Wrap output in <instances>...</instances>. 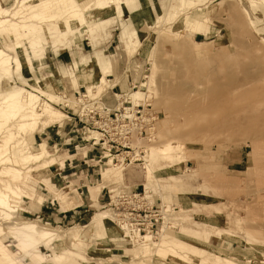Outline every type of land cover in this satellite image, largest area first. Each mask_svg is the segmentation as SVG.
I'll use <instances>...</instances> for the list:
<instances>
[{
    "label": "rangeland",
    "instance_id": "374dc122",
    "mask_svg": "<svg viewBox=\"0 0 264 264\" xmlns=\"http://www.w3.org/2000/svg\"><path fill=\"white\" fill-rule=\"evenodd\" d=\"M121 2L98 14L88 32L80 26L69 33L83 48L82 58L76 46L70 51L50 41L42 62L25 72L13 68L11 79L0 80L3 96L32 90L31 80L54 79L59 96L50 103L63 115L42 125L35 140L47 142L45 160L52 153L63 158L54 163L62 169L55 188L74 189L68 190L71 205L55 200L46 183L29 176L36 161L17 166L22 178L0 173L23 188L12 199L17 210L35 187L45 195L35 208L42 206V215L21 219L15 211L13 220L57 230L72 249L73 259L67 256L63 264H180L171 252H158L164 241L184 243L180 254L190 257L188 264H264V0ZM184 14L206 15L207 32L181 23ZM97 56L98 67L102 59L107 67L100 87L85 77ZM137 90L142 94L134 101ZM25 139L30 151L40 150L30 137L16 141ZM170 141L176 146L165 159L161 147ZM5 165L0 162V169ZM121 191L131 195L121 210L159 214L157 232L136 237L121 226ZM26 200L31 206L35 201ZM47 213L63 221L46 219ZM0 222L9 229L10 223ZM46 244L39 251L49 258L53 248ZM22 257L28 260L29 252Z\"/></svg>",
    "mask_w": 264,
    "mask_h": 264
},
{
    "label": "bare ground",
    "instance_id": "6f19581e",
    "mask_svg": "<svg viewBox=\"0 0 264 264\" xmlns=\"http://www.w3.org/2000/svg\"><path fill=\"white\" fill-rule=\"evenodd\" d=\"M121 1L127 0H0V80L5 82L11 79L13 68L16 71L25 72V68L42 62L43 57L41 55L49 48L50 41L53 45L62 44L66 48H71L72 39L68 37L70 32H74L80 26H84L88 32L89 26L98 21V14L109 11L111 8H119ZM193 16L192 14L182 15L181 23L189 24L192 31L207 32L209 27L206 22V15L204 18ZM122 36L127 41L124 29ZM5 47L15 51V55H11ZM93 62L94 69L86 72V82L88 84L96 83L100 87L105 80L104 73L106 71L99 69L96 59ZM31 81L32 84L29 85L32 90L20 88L0 96V132L2 131L0 162L6 164L0 169V173L12 177L13 180L19 179L22 175L18 165L36 161L35 165L39 166L41 162L50 161L45 160L48 151L44 144H39V151L32 152L26 142L27 139L16 141L17 137L27 136L32 141L35 133L42 125L53 122L63 115L50 103L59 96V88L54 83V79L40 77L39 81ZM141 94L142 92L137 90L133 91L131 96L135 101L139 100ZM42 95L48 96L47 101L43 104L39 102ZM175 146L174 142L170 141L161 147V153L165 155V159L171 157ZM22 192L23 188L20 185L0 179V219L10 223L8 230L0 226V264H15L17 262L48 264L50 261L63 264L67 259H73L68 254L72 249L66 246L65 238L59 235L57 230L47 226H39L37 221L23 220L17 222L13 220V213L17 209L13 205L12 199L19 198ZM97 219L100 220V218ZM165 229L166 226H163L161 234L165 233ZM11 242L16 245L18 250L10 247L9 243ZM42 242L51 244L53 248V254L49 258V255L39 251V244ZM61 246L63 247L62 251H58L57 248ZM183 246L184 243L182 242L169 244L164 241L157 245V249L158 252L162 253L164 251L171 252L169 256L180 264H188L186 256H189L185 253L180 254L182 253L180 249ZM25 252H29V259L24 261L22 255ZM144 252L149 253L151 250L148 249ZM148 260L150 263L152 262L151 258Z\"/></svg>",
    "mask_w": 264,
    "mask_h": 264
},
{
    "label": "crops",
    "instance_id": "0c3cea01",
    "mask_svg": "<svg viewBox=\"0 0 264 264\" xmlns=\"http://www.w3.org/2000/svg\"><path fill=\"white\" fill-rule=\"evenodd\" d=\"M122 35H123V32H122ZM122 38H123V36H122ZM123 41H124V39H123ZM124 43H125V41H124ZM76 46V47H75ZM126 46V45H125ZM75 47V49L77 48L78 49V56H81V58H82V55H83V48L81 47V45L79 44V45H76L75 44V42H73L72 41V46H71V48H67L68 50H70V51H72L73 50V48ZM66 48V47H65ZM76 52V51H75ZM82 52V53H81ZM102 55H103V53H101ZM60 58H63V56L61 55V53H60ZM84 58V57H83ZM96 61H97V64L99 65V63L98 62H100V60H99V56H97L96 58ZM99 60V61H98ZM102 68H99L100 70H106V59H102ZM105 67V68H104ZM47 128V127H46ZM46 128H44V129H46ZM43 129V130H44ZM42 130V131H43ZM49 131V130H48ZM48 131H47V134H46V136H47V138L49 137V138H51L50 137V133H48ZM37 134V133H36ZM36 134L34 135V141L37 143V141L35 140V138H36ZM39 144H43V143H45V144H47V142L46 141H41V142H38ZM37 143V144H38ZM47 146H48V144H47ZM65 154H67V153H65ZM55 158H54V157ZM66 157V156H65ZM53 158V160H51ZM48 160H50L49 162H47L46 161V164H42V163H44V162H41V164L38 166V168L36 169L35 168V170H32V172H31V179H33V178H35V180L36 181H38V179H39V181L42 183H46L47 184V186L49 187V189L51 190V191H53L54 192V194H55V197H54V199L55 200H66V203H67V206L68 205H71L72 203H74V200H73V198H68V195L70 194V192L69 191H71V190H74L73 189V187H71V186H69L68 187V190L67 191H65V192H61V191H59V190H57L56 188H55V185L53 184V179L55 178V179H58V181L60 180L59 179V177L61 176V166L60 165H55L54 163L56 162V161H58V160H61V159H63L62 158V156L61 155H59V156H57L56 154H54V153H52V154H50V157H48L47 158ZM59 164H61V163H59ZM45 165V166H44ZM40 167V168H39ZM60 174V175H59ZM34 180V181H35ZM36 184H37V182H36ZM71 187V188H70ZM31 194V196H24L22 199H21V201H23L24 202V206H22L21 208H19L18 210H17V215L21 218V219H24L23 217H28L29 216V214H34L35 212H39L41 215H42V212H43V207L42 206H37V209H35L36 208V204L37 203H43V201L45 200V195H42V194H38L37 192H36V187L32 190V192L30 193ZM26 199H29V200H35L34 202H31L32 203V206H31V204L30 205H28V200H26ZM20 201V202H21ZM19 202V203H20ZM35 205V206H34ZM31 208V209H33V212H30V210H27L26 208ZM45 218L46 219H49V220H52V221H55V222H61V221H63V219L61 218V217H59V216H51V215H49V213H47L46 214V216H45ZM35 219V218H34ZM70 222V221H69Z\"/></svg>",
    "mask_w": 264,
    "mask_h": 264
},
{
    "label": "built area",
    "instance_id": "2783aa9c",
    "mask_svg": "<svg viewBox=\"0 0 264 264\" xmlns=\"http://www.w3.org/2000/svg\"><path fill=\"white\" fill-rule=\"evenodd\" d=\"M133 195L137 196V194ZM130 196V194L124 191H121V193L116 196V205L118 208V212L116 213L117 220L121 226L133 236L140 237L143 234L153 233L159 221V214L153 212V210L142 207H134L130 210H121L124 201H126Z\"/></svg>",
    "mask_w": 264,
    "mask_h": 264
}]
</instances>
